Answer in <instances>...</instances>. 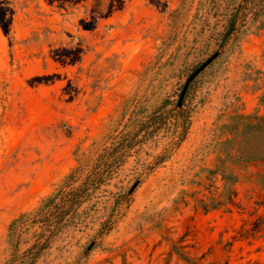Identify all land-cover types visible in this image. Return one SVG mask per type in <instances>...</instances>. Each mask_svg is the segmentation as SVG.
Wrapping results in <instances>:
<instances>
[{"label": "rangeland", "instance_id": "rangeland-1", "mask_svg": "<svg viewBox=\"0 0 264 264\" xmlns=\"http://www.w3.org/2000/svg\"><path fill=\"white\" fill-rule=\"evenodd\" d=\"M241 1L10 0V36L0 24V264H264V239L241 235L264 215L255 175L264 164L239 171L243 210L204 212L192 197L217 158L235 155L224 143L233 117L264 115L260 5H249L225 46L219 36ZM216 52L190 84L186 138L171 104L161 129L135 134ZM116 138L132 149L119 161L101 156ZM107 167L29 263L43 229L29 222L13 235L11 223L66 188L74 171L79 186Z\"/></svg>", "mask_w": 264, "mask_h": 264}, {"label": "trees", "instance_id": "trees-1", "mask_svg": "<svg viewBox=\"0 0 264 264\" xmlns=\"http://www.w3.org/2000/svg\"><path fill=\"white\" fill-rule=\"evenodd\" d=\"M51 1L53 2L54 0ZM228 1L236 2L237 0ZM252 2L260 5V9L255 10L253 19H259V16H264V0H257V2L256 0H242L225 15L224 30L219 33L222 46H225L234 35L240 32L242 25L246 22V10ZM113 5L111 9H113ZM14 12L10 0H0V24L7 36H10L12 31ZM190 87L189 85L181 105L180 98L184 88L178 94V99L166 100L159 109V114L155 112L146 122H142L141 128L135 134L144 132V135L148 136L161 129L168 119L164 115L166 107L171 104L173 110H178L183 115L179 124L182 129L180 140L183 141L189 130V116L184 115V107ZM227 128L231 137L224 143L230 145V148H228L229 154L235 152V155L232 158H217L215 168L205 170L209 173V176L204 179L201 177L198 182V186L202 189L194 192L192 196L195 197L196 208L202 209L204 212L224 210L231 213L234 209L243 210V204L237 201L238 192L236 186L243 177V174L239 171L248 169L252 165L264 164V115H259L256 112L235 116L233 117V123L228 125ZM244 136H247V139H242ZM257 137H260V146L258 147H256V142L253 143V140ZM132 147L131 141L125 138L119 140L116 138L112 146L106 148L101 156L114 158L115 161H119L125 157ZM106 171L109 172L108 167L104 171L97 169L89 171L87 177L79 186H75V181L78 177L76 176V171H74L67 177L66 188H62L54 195L45 198L41 206L34 211L21 214L11 223L10 230L13 235L17 234L18 226L29 222L31 224H40L43 229L42 233L38 235L37 243L28 250V257L31 259L29 263L35 262L40 254L50 247L61 228L78 212V208L88 199L92 192L104 183L106 177L104 172ZM219 174L222 175L221 180L224 182L222 187L216 185ZM255 175L257 177L256 182L264 189V171ZM241 235L244 238L259 235V238L264 239V215L259 216L254 221H246ZM26 263L28 262H24V264Z\"/></svg>", "mask_w": 264, "mask_h": 264}, {"label": "water", "instance_id": "water-1", "mask_svg": "<svg viewBox=\"0 0 264 264\" xmlns=\"http://www.w3.org/2000/svg\"><path fill=\"white\" fill-rule=\"evenodd\" d=\"M220 52H216L213 54L206 62H204L189 78L188 82L184 86V90L182 92L181 98H180V105L182 104V101L184 99L185 93L191 84V82L202 72L204 71L212 62L217 58ZM139 182H136V184L133 186V189L138 185Z\"/></svg>", "mask_w": 264, "mask_h": 264}]
</instances>
